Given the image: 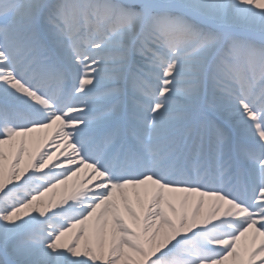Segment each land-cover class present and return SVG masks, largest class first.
I'll return each mask as SVG.
<instances>
[{"label": "snow or ice", "instance_id": "snow-or-ice-1", "mask_svg": "<svg viewBox=\"0 0 264 264\" xmlns=\"http://www.w3.org/2000/svg\"><path fill=\"white\" fill-rule=\"evenodd\" d=\"M0 264H264V0H0Z\"/></svg>", "mask_w": 264, "mask_h": 264}, {"label": "bare ground", "instance_id": "bare-ground-1", "mask_svg": "<svg viewBox=\"0 0 264 264\" xmlns=\"http://www.w3.org/2000/svg\"><path fill=\"white\" fill-rule=\"evenodd\" d=\"M74 179H75V178H73V180H74ZM72 182H73V181H71V180H70V181H69V185H71V184H72ZM62 187H63V186H62Z\"/></svg>", "mask_w": 264, "mask_h": 264}]
</instances>
